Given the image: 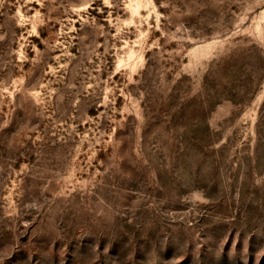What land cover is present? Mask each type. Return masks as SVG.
<instances>
[{"label": "rangeland", "instance_id": "rangeland-1", "mask_svg": "<svg viewBox=\"0 0 264 264\" xmlns=\"http://www.w3.org/2000/svg\"><path fill=\"white\" fill-rule=\"evenodd\" d=\"M0 264H264V0H0Z\"/></svg>", "mask_w": 264, "mask_h": 264}]
</instances>
